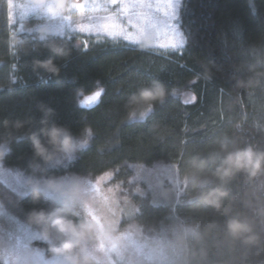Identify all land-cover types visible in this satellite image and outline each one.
Masks as SVG:
<instances>
[{
	"label": "trees",
	"instance_id": "16d2710c",
	"mask_svg": "<svg viewBox=\"0 0 264 264\" xmlns=\"http://www.w3.org/2000/svg\"><path fill=\"white\" fill-rule=\"evenodd\" d=\"M5 9L0 0V120L23 118L43 101L86 141L68 166H54L49 174H112L120 191L132 197L134 217L145 229L168 231L177 224L203 229L209 221L222 227L223 215L191 200L186 162L193 153L206 156L218 149L223 133L264 147V0H184L181 19L188 44L182 54L162 56L124 43L87 45L56 37L71 49L69 57H56L62 68L58 78L33 70L35 56L52 55L38 38L26 39L30 49L12 47ZM153 80L166 86L165 99L142 102L138 110L130 107L129 96ZM101 89L98 101L82 104ZM30 158V145L21 139L10 144L3 162L30 175ZM160 164L175 165L188 180L175 203L132 192L137 182L130 181V169ZM230 187L233 196L242 195L244 177L237 176ZM233 207L242 204L236 200ZM196 264H264V244L229 250L210 238L207 255H197Z\"/></svg>",
	"mask_w": 264,
	"mask_h": 264
},
{
	"label": "rangeland",
	"instance_id": "374dc122",
	"mask_svg": "<svg viewBox=\"0 0 264 264\" xmlns=\"http://www.w3.org/2000/svg\"><path fill=\"white\" fill-rule=\"evenodd\" d=\"M6 2L14 48L20 39H39L41 27L47 28L54 38H78L87 45L124 43L162 56L182 54L188 44L181 19L184 0H73L82 7H74L65 15L41 9L35 0ZM183 97L189 100L192 95L186 92ZM71 161L59 166L66 167ZM130 170V181L137 182L132 192L148 194L153 202L179 201L188 183L173 164ZM111 176H61L65 183L81 185L85 202L82 211L91 212L108 224L106 234L96 242L97 264H196L197 255L182 243L190 226L177 224L168 231L142 228L134 217L132 197L121 192ZM28 178L29 174L7 167L0 159L1 264H61L62 257L49 251L48 243L26 220L27 211L34 206Z\"/></svg>",
	"mask_w": 264,
	"mask_h": 264
},
{
	"label": "clouds",
	"instance_id": "9594fccd",
	"mask_svg": "<svg viewBox=\"0 0 264 264\" xmlns=\"http://www.w3.org/2000/svg\"><path fill=\"white\" fill-rule=\"evenodd\" d=\"M35 3L56 15H65L74 8L73 0H35ZM39 32L40 46L52 55L35 56L33 70L58 78L62 68L56 57H69L71 49L47 28L41 27ZM18 46L30 49L32 42L20 39ZM239 86H243L242 81ZM166 95L164 83L153 80L138 87L128 102L138 110L142 102L163 101ZM0 130V159L10 151L13 141L26 139L31 148L28 184L34 206L27 211V222L48 243L49 251L62 257L61 264H97L96 242L104 237L108 224L91 212L82 211L85 202L79 183L68 184L63 177L49 174L52 167L74 159L86 147V141L69 125L60 123L57 110L43 101L36 105L35 112L23 118L0 120ZM217 143L218 149L206 156L193 153L186 162L193 188L191 200L210 206L225 217L222 227L209 221L203 229L197 225L186 230L182 243L194 256L207 255L210 238L217 247L229 250L264 244V147L255 142L242 143L228 133H223ZM240 175L244 177L245 188L242 195L233 196L230 185ZM236 200L242 204L241 209H234ZM41 201H46L47 206H41Z\"/></svg>",
	"mask_w": 264,
	"mask_h": 264
},
{
	"label": "snow or ice",
	"instance_id": "6c2138e0",
	"mask_svg": "<svg viewBox=\"0 0 264 264\" xmlns=\"http://www.w3.org/2000/svg\"><path fill=\"white\" fill-rule=\"evenodd\" d=\"M13 6V3L11 5H9L8 7L11 8ZM74 7L76 8H80L82 7V5L80 4H74ZM103 19H111V17H104ZM83 27V26H81ZM102 89L100 91L95 92L93 95L89 96L85 101H82V104H90L91 102H95L98 101V98L100 97V95L102 94ZM185 103H187V101H185ZM135 115V114H133ZM144 113H141V116H144Z\"/></svg>",
	"mask_w": 264,
	"mask_h": 264
},
{
	"label": "flooded vegetation",
	"instance_id": "af4514ba",
	"mask_svg": "<svg viewBox=\"0 0 264 264\" xmlns=\"http://www.w3.org/2000/svg\"><path fill=\"white\" fill-rule=\"evenodd\" d=\"M5 2H6V0H4ZM6 4H7V2H6Z\"/></svg>",
	"mask_w": 264,
	"mask_h": 264
}]
</instances>
